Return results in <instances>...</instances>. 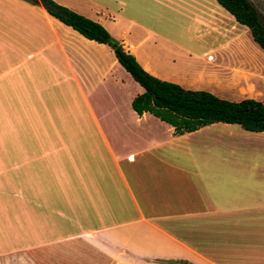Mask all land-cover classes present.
<instances>
[{"label": "crops", "instance_id": "crops-1", "mask_svg": "<svg viewBox=\"0 0 264 264\" xmlns=\"http://www.w3.org/2000/svg\"><path fill=\"white\" fill-rule=\"evenodd\" d=\"M53 1L159 79L264 104V51L216 0ZM142 92L108 44L0 0V264H264V130L176 134Z\"/></svg>", "mask_w": 264, "mask_h": 264}, {"label": "trees", "instance_id": "trees-1", "mask_svg": "<svg viewBox=\"0 0 264 264\" xmlns=\"http://www.w3.org/2000/svg\"><path fill=\"white\" fill-rule=\"evenodd\" d=\"M41 4L50 14L88 39L108 44L117 61L137 81L143 92L132 100L138 113L149 112L169 123L176 134L198 129L213 122L237 123L243 129L264 130V104L254 98L238 101L223 99L201 89H186L177 83L159 79L137 62L98 22L53 0H30ZM234 19L246 26L253 40L264 51V17L250 0H216Z\"/></svg>", "mask_w": 264, "mask_h": 264}, {"label": "rangeland", "instance_id": "rangeland-1", "mask_svg": "<svg viewBox=\"0 0 264 264\" xmlns=\"http://www.w3.org/2000/svg\"><path fill=\"white\" fill-rule=\"evenodd\" d=\"M250 1L264 17V0H250ZM192 29H194V23L189 18L182 17L179 15L178 25L175 28V33L172 34L171 36L177 39H184L187 37L188 34L187 32ZM235 126L237 127H232L231 131H234L236 128L243 131V129L238 124H236ZM226 131H228V129H226ZM4 257L5 260L7 257H9L10 260L13 262V264H32V262L28 258H26V256L21 252H8L4 254Z\"/></svg>", "mask_w": 264, "mask_h": 264}]
</instances>
